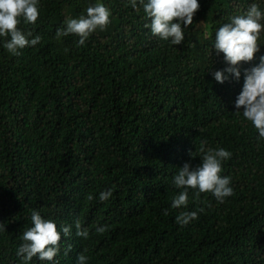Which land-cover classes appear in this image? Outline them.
I'll return each mask as SVG.
<instances>
[{
    "label": "trees",
    "instance_id": "1",
    "mask_svg": "<svg viewBox=\"0 0 264 264\" xmlns=\"http://www.w3.org/2000/svg\"><path fill=\"white\" fill-rule=\"evenodd\" d=\"M97 2L111 12L106 30L82 46L74 35L56 38L66 19L86 15ZM198 2L181 45L150 36L144 27L150 19L129 0H39L37 24L19 27L39 35L40 43L14 56L0 42V223L6 228L0 231V264H23L16 255L19 235L32 226L33 210L58 229L72 225L68 238L92 247L87 264H123L119 257L135 249L145 219L173 212V173L186 162L193 166L202 141L205 149L231 152L223 161L229 175L223 176L231 177L234 195L224 203L211 200L210 193L191 197L190 205L204 208L196 220L200 231L211 233L208 242L221 248L244 240L241 249L260 244L239 263L220 255L222 264H264V214L244 212L242 233L231 222L235 202L246 193L257 191L264 204V139L234 106L243 70L264 55V33L257 59L242 63L239 81H215L212 73L227 65L214 63L211 49L213 31L254 2L264 10V0ZM142 143L153 156L166 154L171 164L147 192L136 194L119 188L112 176L124 164L142 166ZM109 189L112 197L99 201V193ZM102 203L101 223L82 218ZM77 219L87 239L76 236ZM105 226L107 231L97 232Z\"/></svg>",
    "mask_w": 264,
    "mask_h": 264
},
{
    "label": "clouds",
    "instance_id": "2",
    "mask_svg": "<svg viewBox=\"0 0 264 264\" xmlns=\"http://www.w3.org/2000/svg\"><path fill=\"white\" fill-rule=\"evenodd\" d=\"M129 3L137 12L140 6L143 7L146 17L150 19V24H144V27L150 28V36L170 41L172 45L184 42V29L193 24V18L200 9L198 0H129ZM39 16V0H0V42L8 53L19 56L20 50L40 43L39 35L33 37L32 30L25 31L19 27L21 23L34 27ZM110 16V10L97 2L87 7L86 15L66 19L65 26L56 30V38L74 35L79 38L78 45L82 46L94 32L107 29ZM262 33L264 10L255 2L249 5L246 12L231 17L229 23L213 31L211 49L214 63L225 62L227 65L223 70L212 73L216 82L223 84L232 79L240 80L242 63L249 64L257 59ZM258 61L243 70V86L234 106L236 113L242 112L243 117L255 127L258 139H264V55H260ZM206 144L207 141L201 142V154L195 157L193 166L186 162L173 173L174 193L169 203L173 212L168 215V210H165V215L155 213L145 219L135 249L128 256L119 257L123 264H175L178 260L183 264H222L229 258L239 263L244 252L260 245L241 249L247 244L244 240L233 247L221 248L208 242L211 233L200 231L196 220L204 208L190 205L191 197L199 200L201 195L205 197L210 193L211 200L224 203L234 195L231 177L223 176L229 175L223 161L231 158V152L223 148L205 149ZM141 147L143 153L139 156L143 161L142 166L124 164L112 176L119 188L126 186L136 194L147 192L157 177L165 175V170L171 164L166 154L156 157L152 155L150 147L144 143ZM112 195L111 189L101 191L98 199L105 202ZM88 198L92 199L91 196ZM235 205L231 222L240 233L246 227L244 212H248L249 217L264 214V204L258 203L257 191L246 193ZM104 210V203L95 204L82 213V218L101 223ZM31 222L32 226L19 235V244L23 242L18 246L16 255L23 264H29L32 260L38 264H87L92 247L85 240L68 238L72 234V225H62L58 229L54 220L43 218L36 210L31 212ZM74 226L76 236L88 238L89 232L82 227L79 219ZM0 231H6L3 223H0ZM105 231L106 226L97 228L99 233ZM220 255L224 257L222 262Z\"/></svg>",
    "mask_w": 264,
    "mask_h": 264
}]
</instances>
